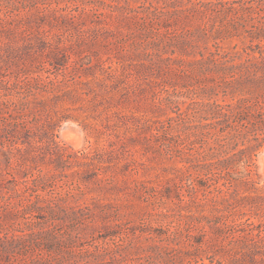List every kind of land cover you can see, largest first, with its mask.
<instances>
[{
    "label": "trees",
    "instance_id": "trees-1",
    "mask_svg": "<svg viewBox=\"0 0 264 264\" xmlns=\"http://www.w3.org/2000/svg\"><path fill=\"white\" fill-rule=\"evenodd\" d=\"M0 42V264H264V0H0Z\"/></svg>",
    "mask_w": 264,
    "mask_h": 264
},
{
    "label": "rangeland",
    "instance_id": "rangeland-1",
    "mask_svg": "<svg viewBox=\"0 0 264 264\" xmlns=\"http://www.w3.org/2000/svg\"><path fill=\"white\" fill-rule=\"evenodd\" d=\"M33 45H39L38 41H34L32 42ZM0 52L2 53L3 56H5L7 53H10V50H8L6 44L4 42H0ZM11 56V55H10ZM0 64L3 67H5V63L0 61ZM58 105V104H57ZM63 105V104H62ZM58 107H60L58 105ZM68 112H72V111H68ZM51 113V109L48 107L46 109V111L42 114H40L39 116H43L46 120L50 118V116H52ZM53 113V112H52ZM4 116H15V115H10V113L5 109V110H1L0 111V124L2 122V119L4 118ZM1 127V125H0ZM2 128V127H1ZM13 129L9 126H7L6 129H0V138L2 140H6V138H8L9 136H11V131ZM54 133V140L57 141L60 145H64L67 146L69 148H72L74 150H79L82 149L83 147L87 146L88 141L87 139L89 138L87 136V131L84 130V128L82 127V125L80 124L79 121L75 120L74 118L68 117V118H63L61 119V121H59L56 125H53V131ZM90 139V138H89ZM138 156H142L143 154L141 152H136L135 153ZM0 158H2V155L0 154ZM146 158V157H143ZM252 162H253V166H252V170H253V178L257 181L256 186H262L264 184V146L260 147L258 150H256L252 156ZM4 163L3 161H1V164ZM36 167L41 168V170L43 172L47 171V168L50 167V165L45 164V163H41V164H36ZM149 174L152 175V170L149 171ZM95 193L93 192H88L85 191L83 194H80L75 202L76 203H83L86 201H90L91 196H93ZM109 199L111 200H117L120 201L123 196H118V195H111L108 196ZM107 199V198H105ZM120 199V200H118ZM144 201H139L138 205L132 210L133 211V216H135V214L139 213L142 211L141 208L145 207L144 206ZM41 221V220H39ZM48 224V226L50 225V222L46 223ZM46 224H44L46 226ZM16 226L18 228H20V225L16 224ZM71 236L72 238H77L78 236V232L77 230H71ZM98 231L90 226L86 227L82 233L81 236H84L82 239L78 240V243H74L73 247L76 246H80L82 244H86L88 242H91L92 237L95 234H97ZM64 252L68 251L69 248H63ZM32 253L36 256H46L48 254L51 255H55L58 256L59 254H61V248H57L56 246H53V248H51L50 250H47L46 248L42 247L41 245L38 248H34L32 250ZM143 256H145V254H142Z\"/></svg>",
    "mask_w": 264,
    "mask_h": 264
}]
</instances>
